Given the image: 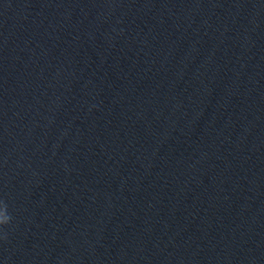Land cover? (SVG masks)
Listing matches in <instances>:
<instances>
[{"label":"water","instance_id":"obj_1","mask_svg":"<svg viewBox=\"0 0 264 264\" xmlns=\"http://www.w3.org/2000/svg\"><path fill=\"white\" fill-rule=\"evenodd\" d=\"M0 264H240L264 249V0H0Z\"/></svg>","mask_w":264,"mask_h":264},{"label":"clouds","instance_id":"obj_2","mask_svg":"<svg viewBox=\"0 0 264 264\" xmlns=\"http://www.w3.org/2000/svg\"><path fill=\"white\" fill-rule=\"evenodd\" d=\"M10 216L6 212V206L0 208V225H5L9 222Z\"/></svg>","mask_w":264,"mask_h":264}]
</instances>
